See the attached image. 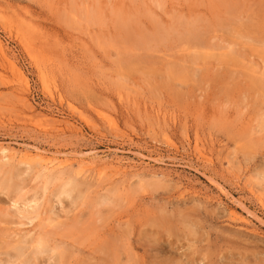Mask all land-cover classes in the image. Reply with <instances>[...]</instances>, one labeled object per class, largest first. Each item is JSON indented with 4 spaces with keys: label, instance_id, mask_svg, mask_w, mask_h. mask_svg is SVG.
<instances>
[{
    "label": "rangeland",
    "instance_id": "rangeland-1",
    "mask_svg": "<svg viewBox=\"0 0 264 264\" xmlns=\"http://www.w3.org/2000/svg\"><path fill=\"white\" fill-rule=\"evenodd\" d=\"M0 44V259L264 264V0H0Z\"/></svg>",
    "mask_w": 264,
    "mask_h": 264
},
{
    "label": "bare ground",
    "instance_id": "bare-ground-1",
    "mask_svg": "<svg viewBox=\"0 0 264 264\" xmlns=\"http://www.w3.org/2000/svg\"><path fill=\"white\" fill-rule=\"evenodd\" d=\"M2 44H0V58H1V61L4 63V64H6L7 65V67H9L10 68V71H12L14 74L13 75H15L16 77H17V79H19L23 84H25V86H27L26 84H27V82H26V78H25V76H24V74H23V72H22V70L18 67V65H16L15 63H14V61H12L11 59H13V57L11 58V56H8L7 54H5V52L3 51V48H2V46H1ZM6 51V50H5ZM224 51V50H223ZM229 51V50H228ZM227 51V53H229ZM7 52V51H6ZM193 53V52H192ZM191 53V54H192ZM190 54V55H191ZM236 54V53H235ZM195 56V55H194ZM11 58V59H10ZM194 59H195V57H194ZM17 63V62H16ZM9 70V69H8ZM169 75V74H168ZM184 75V74H183ZM178 76H181V75H178ZM182 77V76H181ZM184 77H186V76H184ZM41 78H42V80H43V77L41 76ZM176 79H178V78H176ZM181 79V78H180ZM184 79V78H183ZM182 80V79H181ZM49 83H51V82H49ZM46 88V87H45ZM50 93H51V91H49ZM20 97V96H19ZM23 99H26L25 97L23 98ZM24 102V101H23ZM24 104V103H23ZM25 107H27V110L28 111H33L32 109V107H31V105L27 102V100H25ZM34 113V112H33ZM43 115V114H42ZM32 116V115H31ZM36 116V115H35ZM37 116H39L38 114H37ZM34 117V116H33ZM45 118H46V116H45ZM48 119H49V117H48ZM48 119H47V121H48ZM46 120V119H45ZM49 120H51V119H49ZM53 120V119H52ZM51 120V121H52ZM55 121L56 122H58L56 119H55ZM51 123H54V122H51ZM66 123V122H65ZM74 129V128H73ZM72 130V129H71ZM6 147V146H5ZM5 147H0V167L1 166H6V165H8L9 163V161H11V160H13L14 158H15V153L14 152H12L13 150H10V147L9 148H5ZM8 147V146H7ZM195 147H198L197 145L195 146ZM194 147V148H195ZM199 148V147H198ZM12 149V148H11ZM197 151V150H196ZM202 152V151H201ZM54 153V152H53ZM203 153V152H202ZM16 154H17V151H16ZM50 154H51V152H50ZM56 153H54V155H55ZM85 154V153H84ZM197 154H198V152H197ZM200 154V153H199ZM198 154V155H199ZM18 155L20 156V159H22V161H23V163L24 164H31L30 162H33V161H35V163H37V164H39L41 167H58V168H65V167H67V166H70L71 167V163H73V161L71 162L70 160H72V159H69V160H67V158L66 159H59V158H57V157H53L52 155L50 156V155H48V153H45V152H43V151H41L40 149H38L37 147H32V146H26L25 148H23L22 149V151L21 152H19L18 153ZM61 155V154H60ZM60 155H58V156H60ZM80 155V154H79ZM78 155V156H79ZM201 155V154H200ZM199 155V156H200ZM84 156V155H83ZM205 156V155H204ZM61 157V156H60ZM206 157V156H205ZM85 158V157H84ZM88 158V157H87ZM93 158V157H92ZM91 158V159H92ZM201 158V157H200ZM18 159H19V157H18ZM16 160V159H15ZM203 160V159H202ZM83 160L81 159V162H82ZM207 161V160H206ZM71 162V163H70ZM74 162H76V161H74ZM91 162V161H90ZM102 162H105V161H102ZM101 162V163H102ZM13 162H10V164H12ZM16 163V162H15ZM84 163V162H83ZM87 163V162H86ZM77 164V163H76ZM104 163H102V165H103ZM23 165V164H22ZM93 165V164H92ZM101 165V164H100ZM114 165H116L115 163H114ZM113 165V166H114ZM18 166V165H17ZM37 166V165H36ZM75 166H77V165H75ZM79 166V165H78ZM29 167V166H28ZM80 167V166H79ZM88 167V166H87ZM116 167V166H115ZM118 167V166H117ZM96 168H98V167H96ZM113 168V167H112ZM121 168V167H120ZM83 169H85V168H83ZM82 169V170H83ZM107 169V168H106ZM119 169V168H118ZM16 170V169H15ZM17 170H18V168H17ZM43 170V169H42ZM57 170V169H56ZM86 170V169H85ZM124 170V169H123ZM29 171V170H28ZM32 171V170H31ZM62 171V170H61ZM66 171V170H65ZM96 171V170H95ZM98 171V170H97ZM108 171V170H107ZM119 171V170H118ZM24 172H25V170H24ZM56 172H58V171H56ZM80 172H82L81 171V168H80ZM85 172V171H84ZM89 173H91L90 172V170L88 171ZM87 172V173H88ZM112 172V171H111ZM116 172V171H115ZM50 173V172H49ZM60 172H58V174H59ZM70 173V172H69ZM77 173V172H76ZM83 173V172H82ZM96 172H94V174H95ZM98 173V172H97ZM18 174V173H17ZM47 174V173H46ZM99 174V173H98ZM61 175V174H60ZM85 175V174H84ZM91 175V174H90ZM96 175V174H95ZM22 176V175H21ZM83 176V175H82ZM80 178V177H79ZM66 179V178H65ZM72 179V178H71ZM8 182V181H7ZM47 183H49V182H47ZM71 183H74L73 181L71 182ZM70 183V185L72 186L73 184H71ZM5 184H7V183H5ZM4 184V182L3 181H1L0 182V188H1V190H9V189H11V190H14V191H16V192H18V187H16V188H14V186L15 185H11V184H8V186H6ZM72 187H75V184H74V186H72ZM80 188V187H79ZM10 190V191H11ZM79 190V189H78ZM80 190H82V189H80ZM65 191V190H64ZM85 191V190H84ZM13 193V192H12ZM15 193V192H14ZM63 192H61V194H62ZM66 193H67V191H66ZM16 194V193H15ZM35 194V193H34ZM61 194H60V196H61ZM70 194V193H69ZM68 194V195H69ZM71 194H73V192L71 193ZM17 195V194H16ZM37 195V194H36ZM36 195H34L33 196V198L31 197L30 198V200H28L27 201V204H32V208H33V210H32V212H30V214H28L27 213V211L26 210H24L23 212L21 211L24 207H22V209H21V207H20V212L21 213H26L27 215L26 216H24L26 219H28L29 221H32V217H33V215H36L37 214V209H39L38 208V205H39V203L38 202H40V198L38 199V198H36ZM67 195V194H66ZM65 195V193L62 195V196H66ZM70 197V196H69ZM60 198V197H59ZM63 198V197H62ZM65 198V197H64ZM78 198H80V194H77L75 197L73 196L72 197V200H71V204H73V205H75V201L78 199ZM25 201V200H24ZM58 201H59V199H58ZM12 202V201H11ZM77 202V201H76ZM103 202H106V199L105 198H101V203H103ZM15 203V202H14ZM59 203H60V201H59ZM10 204V203H9ZM8 204V205H9ZM12 206V205H11ZM69 206V205H68ZM78 206V205H77ZM13 207V206H12ZM60 207H62V205L60 204ZM63 209V208H62ZM64 210V209H63ZM77 210V209H76ZM2 211V210H1ZM64 213V212H63ZM30 215H32V216H30ZM65 215H66V213H65ZM67 215H69V213H67ZM233 215V214H232ZM22 217V216H21ZM35 218H36V216H35ZM45 218V217H44ZM21 219V218H20ZM50 219V218H49ZM48 219V220H49ZM185 219V218H184ZM188 219V218H187ZM22 220V219H21ZM162 220V219H161ZM51 221V220H50ZM50 221H47V222H45V223H48L49 222V224H51L50 223ZM35 222V221H34ZM168 222H169V220H168ZM157 223V222H156ZM184 223V222H183ZM58 224V223H57ZM167 226V225H166ZM52 227V226H51ZM169 227V226H168ZM188 227V226H187ZM47 228V227H46ZM53 228V227H52ZM166 228V227H165ZM167 229H170V228H167ZM188 229V228H187ZM164 231V230H163ZM169 231V230H168ZM186 231V230H185ZM193 231V230H192ZM39 232V231H38ZM170 232V231H169ZM196 232V231H195ZM174 234V233H173ZM192 236V235H191ZM165 238V237H164ZM26 245V244H25ZM176 246V245H175ZM13 247V246H12ZM15 248V247H14ZM144 250V249H143ZM160 251V250H159ZM166 251V250H165ZM111 252V251H110ZM145 252V251H144ZM154 252V251H153ZM162 252V251H161ZM27 254L29 255V257H31V259H27V258H25L26 256H27ZM71 254V253H70ZM165 254V253H164ZM155 255H156V253H155ZM163 255V254H162ZM40 256H45V260H53V262H52V264H57V262L55 261V259H54V257L50 254V250L48 249V247H47V245H46V243H45V241H43V239H42V237H39L37 240H36V242H35V244H33V245H27V246H24V250H21V249H18L17 247L15 248V252L13 253V254H6V257H5V259H0V264H34V262L36 261H38L39 262V259H40ZM157 257H158V255H157ZM160 257V256H159ZM162 257V256H161ZM169 257V256H168ZM168 257H164V259H162L161 261H159L158 263L159 264H177L175 261L174 262H171L170 263V261H171V259H169ZM3 258V257H2ZM45 260H43L44 262L43 263H45ZM178 260V259H177ZM189 260V259H188ZM35 262V263H36ZM188 262V261H187Z\"/></svg>",
    "mask_w": 264,
    "mask_h": 264
}]
</instances>
